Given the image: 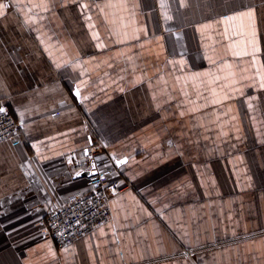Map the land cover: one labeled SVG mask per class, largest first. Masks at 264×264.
<instances>
[{
  "label": "crops",
  "instance_id": "obj_1",
  "mask_svg": "<svg viewBox=\"0 0 264 264\" xmlns=\"http://www.w3.org/2000/svg\"><path fill=\"white\" fill-rule=\"evenodd\" d=\"M0 5V264H264V0ZM104 180L113 221L57 246L46 214Z\"/></svg>",
  "mask_w": 264,
  "mask_h": 264
},
{
  "label": "built area",
  "instance_id": "obj_2",
  "mask_svg": "<svg viewBox=\"0 0 264 264\" xmlns=\"http://www.w3.org/2000/svg\"><path fill=\"white\" fill-rule=\"evenodd\" d=\"M0 107L6 109V113H0V144H3L12 141L23 125L14 118L8 104L0 103ZM106 146L105 142L98 140L89 147L84 159H79L76 153H73L67 162L74 168L83 169L101 155L110 157ZM109 160L112 168L118 171L115 159ZM121 185L119 181L104 180L88 193L61 203L55 210L46 214L47 236L57 246L65 247L102 225L111 223V198L117 197L124 190Z\"/></svg>",
  "mask_w": 264,
  "mask_h": 264
},
{
  "label": "snow or ice",
  "instance_id": "obj_3",
  "mask_svg": "<svg viewBox=\"0 0 264 264\" xmlns=\"http://www.w3.org/2000/svg\"><path fill=\"white\" fill-rule=\"evenodd\" d=\"M73 2H75V0H73ZM4 5H0V8H3ZM46 7V6H45ZM82 8H87V5H81ZM0 15H3L2 13H0ZM241 16H247L249 18H252L254 16V9H250L246 12H241L240 13ZM236 19V17H233V16H230L227 18V20L231 21V20H234ZM93 38H97L95 36V34L93 35ZM99 47V45H97ZM247 54V53H245ZM57 67H59V65H57ZM264 86V85H262ZM75 96H79L80 95V92H79V89L77 88L76 92L74 93ZM219 101H213V103H218ZM0 113H6V109L3 108V107H0ZM183 115V113H181ZM117 165H122V164H125L126 161L125 160H117L116 161ZM93 167H95V165H93ZM92 175H96V173H91ZM77 175H79V173H77ZM101 179H103V176L100 177Z\"/></svg>",
  "mask_w": 264,
  "mask_h": 264
},
{
  "label": "water",
  "instance_id": "obj_4",
  "mask_svg": "<svg viewBox=\"0 0 264 264\" xmlns=\"http://www.w3.org/2000/svg\"><path fill=\"white\" fill-rule=\"evenodd\" d=\"M84 174V173H83ZM85 174H90L89 172H85Z\"/></svg>",
  "mask_w": 264,
  "mask_h": 264
}]
</instances>
